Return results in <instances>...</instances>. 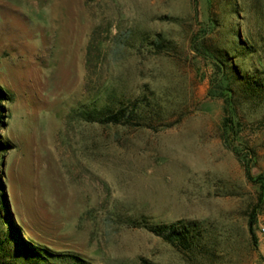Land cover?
<instances>
[{"label": "rangeland", "instance_id": "1", "mask_svg": "<svg viewBox=\"0 0 264 264\" xmlns=\"http://www.w3.org/2000/svg\"><path fill=\"white\" fill-rule=\"evenodd\" d=\"M230 67L264 72V0H0L22 238L50 264H264V89ZM122 104L127 125L85 118ZM178 221L203 224L204 254L145 228Z\"/></svg>", "mask_w": 264, "mask_h": 264}, {"label": "trees", "instance_id": "2", "mask_svg": "<svg viewBox=\"0 0 264 264\" xmlns=\"http://www.w3.org/2000/svg\"><path fill=\"white\" fill-rule=\"evenodd\" d=\"M229 71L231 80L240 82L247 91H258V88L264 89V72H257L258 77L253 81L242 82L236 76L233 67H230ZM229 92L230 95L228 96L232 99V91L229 90ZM10 101V94L0 86V124H2L6 112L5 104ZM135 115L136 112L134 110L122 104L116 108L93 109L85 113V118L101 124L127 125L130 120H133ZM9 150V144L0 140V156H4ZM255 182L261 185L262 196H264V178L259 176L255 179ZM255 218L256 212L251 216L249 229L254 242L257 243V236L253 227ZM145 228L156 236L163 238L189 258L194 259L198 255L204 254L206 230L199 221H178L172 224L146 225ZM58 260H60L58 256H54V254L45 249L36 248L22 238L18 225L13 219L8 196L0 174V264H50Z\"/></svg>", "mask_w": 264, "mask_h": 264}, {"label": "built area", "instance_id": "3", "mask_svg": "<svg viewBox=\"0 0 264 264\" xmlns=\"http://www.w3.org/2000/svg\"><path fill=\"white\" fill-rule=\"evenodd\" d=\"M258 233L260 234V236H262L264 238V222L259 223V225H258Z\"/></svg>", "mask_w": 264, "mask_h": 264}]
</instances>
